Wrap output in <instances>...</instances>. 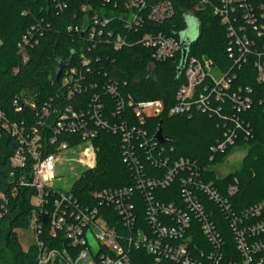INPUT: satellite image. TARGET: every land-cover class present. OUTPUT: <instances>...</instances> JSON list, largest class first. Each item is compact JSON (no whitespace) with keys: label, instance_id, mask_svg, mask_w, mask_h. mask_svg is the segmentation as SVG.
Returning a JSON list of instances; mask_svg holds the SVG:
<instances>
[{"label":"built area","instance_id":"2783aa9c","mask_svg":"<svg viewBox=\"0 0 264 264\" xmlns=\"http://www.w3.org/2000/svg\"><path fill=\"white\" fill-rule=\"evenodd\" d=\"M54 1L58 11L67 10L68 0ZM205 10L226 28V51L233 66L222 72L212 60L188 55L169 115L191 118L198 112L231 122L234 128L228 129L225 140L211 148L213 153H223L235 146L240 135L247 140L253 134L251 125L237 116L252 109V89L233 90V84L235 70L250 58L256 82L264 84V0H198L193 11ZM79 11L80 24L68 27V32L80 34L83 41L75 50L77 56L62 71L57 95L38 104L24 92L12 100L11 112L0 108V161L8 155L12 169L3 189L0 187V226L11 217V200L24 188L30 191L29 228L35 237L33 245L41 250L39 264H50L60 256L44 246L46 229L51 239L62 238L78 250L76 259L67 258L65 264H80L89 255L94 264L96 258L100 264H131L133 248L146 249L154 264H264V200L237 211L233 205L237 184L226 186L222 193L214 183H205L197 163L184 158L172 161L165 144L155 140L156 133L147 131L148 121L163 113L162 101H136L120 90L126 81L120 83L106 72L97 74V66L105 59L99 54L109 49L119 52L142 47L149 53L150 72L153 63L178 61L181 42L155 29L173 18L171 0H85ZM44 31L38 22L23 36L18 44L21 65L29 62L27 51L39 44ZM106 61L115 62L110 56ZM108 97L115 101L112 109ZM226 102L235 113L231 117L220 106ZM102 132L120 137L122 160L134 185L95 193L94 205L81 204L72 193L78 180L68 193L53 187L59 156L74 151L77 164L87 171L95 168L94 142ZM148 165L163 169L164 174L150 175ZM176 182L181 185L178 203L156 201L155 190ZM137 194L145 204L146 232L135 227ZM209 203L225 216L235 253L228 249ZM109 211L117 216L120 227ZM121 226L133 236L124 237ZM194 232L205 243L195 239ZM89 234L98 245L96 254L89 246Z\"/></svg>","mask_w":264,"mask_h":264},{"label":"trees","instance_id":"16d2710c","mask_svg":"<svg viewBox=\"0 0 264 264\" xmlns=\"http://www.w3.org/2000/svg\"><path fill=\"white\" fill-rule=\"evenodd\" d=\"M83 2L85 0H68L67 10L60 12L56 9L54 0H0V39L2 41L0 108L11 112L12 100L24 92L32 95L38 104L57 95L59 90V84L56 82L57 70L61 64L67 63L70 59V63L72 62L74 56H77L75 50L83 41L80 34L68 32V27L80 24L79 6ZM171 2L175 11L173 18L163 25L155 26V29L175 37L181 44L187 40L184 48L187 49L189 56L210 59L222 72H228L233 66V61L226 51L229 40L226 28L220 20L209 10L194 12L198 0H171ZM188 13L194 15L193 18L198 24L199 33L195 40L182 37L187 30ZM38 22H42L45 31L40 37L39 44L28 49L29 62L23 66L20 64L18 44ZM148 54L140 46L127 47L119 52L109 49L99 54L102 59H105L102 60V65L97 66V74L106 72L110 78H116L120 83L126 81L127 85L120 84V90L129 92L136 101L160 100L164 103L163 113L149 120L146 128L151 135H154L159 123H162V133L170 140L164 148L172 161L184 158L197 163L202 180L205 183H214L222 193L226 186L237 184L238 192L234 196L233 203L237 211L262 202L264 200V84L256 82L251 58L247 64L235 70L236 80L233 90L247 87L252 89L254 99L252 109L237 115L243 123L251 125L252 137L246 140L240 135L235 146L229 147L223 153H213L211 148L225 140L228 129L234 128L233 124L217 116L198 112L191 118L170 116L169 111L175 103L176 92L183 80L182 72L178 73L182 53L176 62L153 63L152 72L149 70ZM108 56L111 60H115L114 64L106 61ZM17 67L19 70L15 73L14 69ZM107 101L112 109L115 101L111 97H108ZM69 103L71 102L65 104ZM220 106L223 114L230 117L235 114L229 102ZM94 144L97 149L96 166L85 172L72 189L75 198L85 205L96 203L93 197L95 193L134 185L131 172L122 160L120 137L102 132ZM235 148L247 149L241 168L224 178H218L211 169L222 165ZM8 158L6 155L0 161L2 189L12 170ZM211 158H213L212 161ZM145 167L150 175L164 174L163 169L149 165ZM180 187L179 182H176L166 189L155 190L153 196L156 201L163 204L178 203ZM139 195L137 194L135 199V227L146 232L149 229L146 224L145 204ZM30 199V191L23 188L18 191L16 198L11 200V217L0 226V264H39L41 250L36 245H32L27 251L23 250L16 233L17 230L29 228ZM209 206L212 207V216L218 223L220 231L226 237L228 249L235 253L225 216L214 205L209 203ZM109 213L115 224L120 227L117 216L112 211ZM161 220L164 224L166 223L164 217H161ZM119 231L124 237L133 236L126 229H122V226ZM194 238L205 243L203 237L196 232H194ZM42 241L47 250H56L60 253V256L50 264H65L68 257L75 260L78 255V250L71 248L66 240L51 239L48 229L45 230ZM192 248L195 252L193 245ZM130 259L131 264H154L155 261L144 248H133L130 251ZM95 260L97 264H100L97 258Z\"/></svg>","mask_w":264,"mask_h":264},{"label":"rangeland","instance_id":"374dc122","mask_svg":"<svg viewBox=\"0 0 264 264\" xmlns=\"http://www.w3.org/2000/svg\"><path fill=\"white\" fill-rule=\"evenodd\" d=\"M187 25V30L183 33L182 37H188L190 40H195L199 33L196 20L192 16H188ZM246 153V148H235L222 165L213 168L216 176L218 178H224L227 175L238 171L242 166ZM59 157L61 159V164L57 171L58 178L54 181L53 187L68 193L71 191L73 184L87 171V168L77 164L78 154L74 151H63L60 153ZM16 233L23 250L27 251L35 243V237L30 228L26 230H17ZM87 239L89 246L93 250V254H96L98 251V245L94 237L89 234ZM68 259L71 260L69 257ZM80 264H94L92 256L89 255V259L80 262Z\"/></svg>","mask_w":264,"mask_h":264},{"label":"water","instance_id":"95a60500","mask_svg":"<svg viewBox=\"0 0 264 264\" xmlns=\"http://www.w3.org/2000/svg\"><path fill=\"white\" fill-rule=\"evenodd\" d=\"M185 42H187V40L182 42L183 51H182L181 65L178 68L179 74H181V72L184 69V65L186 62L187 55H188L187 49L184 48ZM70 61H71V59L67 63H63L60 65V67L57 70V74H56V82H59L63 69L70 63ZM154 138H155V140H157L158 142L163 143V144L170 143V140L168 138H166L162 133V123L161 122L158 125L157 132H156Z\"/></svg>","mask_w":264,"mask_h":264},{"label":"clouds","instance_id":"9594fccd","mask_svg":"<svg viewBox=\"0 0 264 264\" xmlns=\"http://www.w3.org/2000/svg\"><path fill=\"white\" fill-rule=\"evenodd\" d=\"M193 38H195V37H193Z\"/></svg>","mask_w":264,"mask_h":264}]
</instances>
